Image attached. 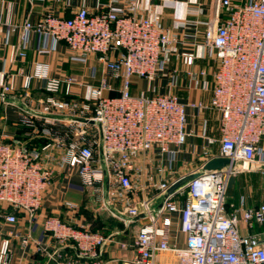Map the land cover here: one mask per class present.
<instances>
[{
	"label": "built area",
	"instance_id": "2783aa9c",
	"mask_svg": "<svg viewBox=\"0 0 264 264\" xmlns=\"http://www.w3.org/2000/svg\"><path fill=\"white\" fill-rule=\"evenodd\" d=\"M158 1L108 0L97 12L82 7L69 18L47 12L37 22L27 18L13 24L4 20L6 1L0 0L4 44L21 31L19 58L26 57L32 38L44 37L65 44L83 61L96 58L105 74L98 84H87L72 75L54 77L48 63L35 62L33 73L24 78V97H31L37 80L46 98L38 111L23 114L20 123L35 128L43 145L0 139V218L8 224H17L21 214L33 226L55 172L67 167L101 194L103 207L124 225L106 235L46 217L43 229L53 248L39 250L49 264H167L165 255L177 264H264V203L246 207L228 202L232 179L252 172L264 176L258 170L264 166V0H211L207 20L200 19L203 5L188 1L185 16L171 29L162 16L177 2ZM192 25L205 28L197 45L202 52H180L182 31ZM173 57L183 60L194 84L210 92L208 102L185 104L170 92L133 94L136 78L156 81ZM198 59L208 62L196 70ZM6 77L0 79L2 96L13 91ZM114 92L118 95L112 96ZM188 107L198 115L216 113L219 137L208 133L204 120V164L198 171L203 174L164 199L185 177L175 178L172 168L189 137ZM214 146L219 147L216 156ZM215 158L230 163L204 171ZM156 174L166 177L157 182ZM150 189L155 194L145 197ZM135 224L133 240H120ZM30 241L31 231L22 238V248ZM10 248V238L2 240L0 264H14ZM114 249L121 252L119 258L109 257Z\"/></svg>",
	"mask_w": 264,
	"mask_h": 264
},
{
	"label": "crops",
	"instance_id": "0c3cea01",
	"mask_svg": "<svg viewBox=\"0 0 264 264\" xmlns=\"http://www.w3.org/2000/svg\"><path fill=\"white\" fill-rule=\"evenodd\" d=\"M4 20L13 24H22L24 20L30 18L37 22L45 13L51 12L57 17H72L80 8H87L90 12H97L99 5L108 0H35L32 3L28 0H5ZM188 1L176 0L174 8H166L162 19L166 28H173L175 21L185 16ZM203 5L204 14L201 20L209 19L211 0H197ZM159 3L158 0H153ZM204 26L192 25L189 29L182 31V41L179 44L180 52H202L197 45L202 43ZM5 28L0 29V79L5 74L7 80L12 84L13 91L5 96L9 99L0 97V139H5L7 143H25L43 145L44 140L36 136L35 128H29L20 123L23 114L33 113L40 109L39 102L46 98L45 92L41 88V83L33 80L31 97H24V78L33 73L35 62H44L50 65L51 75L62 77L72 75L78 82L83 81L87 84H98L99 80L105 76L103 67L98 64L96 58L92 57L83 61L76 57L69 48L63 43L52 44L50 40L42 38H32L26 57L19 58L17 52L20 45L21 31L17 30L11 37L9 44H4ZM51 49L49 54H39V49ZM88 62V63H83ZM208 60L198 59L195 69L206 66ZM187 68L180 57H173L168 65L165 75H161L154 82H147L136 78L133 85V94L146 95L173 93L176 94L185 104L204 101L210 98L209 91H203L194 84L187 76ZM176 71V73L174 72ZM175 76V77H174ZM76 92L82 94V88H76ZM1 95V94H0ZM117 96L118 92L111 93ZM189 134L186 146L176 155L173 165L175 178L196 173L204 164L203 146L205 143L202 137L203 121L208 122V133L211 136L219 137L218 115L212 111H206L200 115L195 110L188 107ZM62 119V117L60 116ZM37 124L40 122L36 121ZM212 153L219 154V147L214 146ZM248 174H240L230 182L228 189V202L230 204H240L244 202L246 207H254L264 202V194L256 192L254 186L250 184ZM156 181L164 180L165 175H155ZM264 177V176H263ZM240 179V198L237 196V179ZM155 194L154 190H149L145 197ZM99 196V197H98ZM98 197V199H97ZM101 202L100 193L95 192L94 188L86 187L77 170L58 168L54 174L52 182L46 190L41 209L39 210L38 220L33 225L23 217L18 215L17 224H8L0 218V244L2 240L10 238L11 252L14 257V264H49L48 257L39 248H53V242L44 233L43 221L46 217L57 216L64 222L72 225H86L92 227L101 226L106 223L108 216L103 215L98 207ZM69 204L77 205V208H70ZM105 209V210H104ZM107 211V210H106ZM121 229L116 231H122ZM31 231V241L27 249L21 246V240ZM137 234V225H133L129 232L119 237L120 240H133ZM12 235V236H11ZM17 236V237H16ZM121 252H111L109 257L119 258ZM167 264H177V260L171 255L162 258ZM120 263V262H119ZM118 263V264H119ZM165 264V263H163Z\"/></svg>",
	"mask_w": 264,
	"mask_h": 264
},
{
	"label": "water",
	"instance_id": "95a60500",
	"mask_svg": "<svg viewBox=\"0 0 264 264\" xmlns=\"http://www.w3.org/2000/svg\"><path fill=\"white\" fill-rule=\"evenodd\" d=\"M0 97L2 98H6L9 99L8 96H2L0 95ZM78 121L80 122H85V123H89L91 125H95L94 121H89L86 120L84 118H78ZM102 153V149L100 151ZM230 163V161L228 159H224V158H215L213 160H210L209 162H207L204 167L203 170L204 171H211V170H217L220 169L226 165H228ZM259 171H264V166L258 169ZM203 174L202 172H196L190 175H187L183 178H180L177 182H175V184H173L166 192V194L164 195V199L169 197L170 195L175 194L179 189L185 187L189 182L199 178L201 175ZM163 205V202L159 203V208H161Z\"/></svg>",
	"mask_w": 264,
	"mask_h": 264
},
{
	"label": "rangeland",
	"instance_id": "374dc122",
	"mask_svg": "<svg viewBox=\"0 0 264 264\" xmlns=\"http://www.w3.org/2000/svg\"><path fill=\"white\" fill-rule=\"evenodd\" d=\"M93 137L99 141V131H98L97 127H93ZM247 176L249 178L250 184L254 186L255 191L260 193V195L264 194V177H263V175L260 172H252L251 174H248ZM236 188H237V196L240 198L241 194H240V179L239 178L237 179V187ZM98 197H97V199H98ZM98 207H100L101 210L104 208L102 202L99 201ZM101 213L103 215L108 216V217L110 214L106 210L101 211ZM116 227L120 228V225H116Z\"/></svg>",
	"mask_w": 264,
	"mask_h": 264
},
{
	"label": "trees",
	"instance_id": "16d2710c",
	"mask_svg": "<svg viewBox=\"0 0 264 264\" xmlns=\"http://www.w3.org/2000/svg\"><path fill=\"white\" fill-rule=\"evenodd\" d=\"M109 220L106 221V223H102L101 226L98 227H92L93 231H99L106 235L112 234L115 230L121 229L123 227V223L118 220L117 218H114L111 214H109L108 217ZM116 225H120V228L116 227Z\"/></svg>",
	"mask_w": 264,
	"mask_h": 264
}]
</instances>
